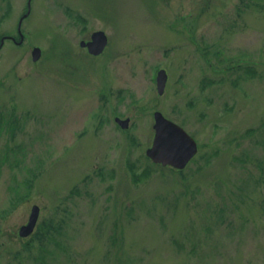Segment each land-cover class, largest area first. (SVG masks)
I'll use <instances>...</instances> for the list:
<instances>
[{
  "label": "rangeland",
  "instance_id": "1",
  "mask_svg": "<svg viewBox=\"0 0 264 264\" xmlns=\"http://www.w3.org/2000/svg\"><path fill=\"white\" fill-rule=\"evenodd\" d=\"M30 4L0 47V264H264V0ZM154 110L197 141L183 170L146 156Z\"/></svg>",
  "mask_w": 264,
  "mask_h": 264
},
{
  "label": "water",
  "instance_id": "2",
  "mask_svg": "<svg viewBox=\"0 0 264 264\" xmlns=\"http://www.w3.org/2000/svg\"><path fill=\"white\" fill-rule=\"evenodd\" d=\"M107 35L102 30H94L89 40H81L79 45L86 46L87 51L93 55L101 53L106 47ZM40 48L34 47L32 50L33 60L40 57ZM156 84L157 92L161 94L165 87L167 73L163 68L157 71ZM154 135L152 144L146 148L147 156L157 162L170 165L176 168H183L191 157L196 154L198 147L192 136L185 129L165 117L160 111L153 112ZM116 121L122 126L127 127L129 118L121 119L116 117ZM31 212L26 224L20 226L19 234L26 236L32 232L36 224L39 208L36 205L31 207Z\"/></svg>",
  "mask_w": 264,
  "mask_h": 264
},
{
  "label": "trees",
  "instance_id": "3",
  "mask_svg": "<svg viewBox=\"0 0 264 264\" xmlns=\"http://www.w3.org/2000/svg\"><path fill=\"white\" fill-rule=\"evenodd\" d=\"M9 7V6H8Z\"/></svg>",
  "mask_w": 264,
  "mask_h": 264
}]
</instances>
